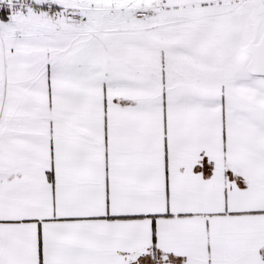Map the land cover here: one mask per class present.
Returning <instances> with one entry per match:
<instances>
[{
	"label": "snow or ice",
	"instance_id": "6c2138e0",
	"mask_svg": "<svg viewBox=\"0 0 264 264\" xmlns=\"http://www.w3.org/2000/svg\"><path fill=\"white\" fill-rule=\"evenodd\" d=\"M0 264H264V0H0Z\"/></svg>",
	"mask_w": 264,
	"mask_h": 264
}]
</instances>
